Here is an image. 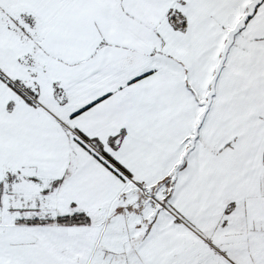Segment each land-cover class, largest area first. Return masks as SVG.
Listing matches in <instances>:
<instances>
[{"label": "snow or ice", "instance_id": "obj_1", "mask_svg": "<svg viewBox=\"0 0 264 264\" xmlns=\"http://www.w3.org/2000/svg\"><path fill=\"white\" fill-rule=\"evenodd\" d=\"M0 264H264V0H0Z\"/></svg>", "mask_w": 264, "mask_h": 264}]
</instances>
